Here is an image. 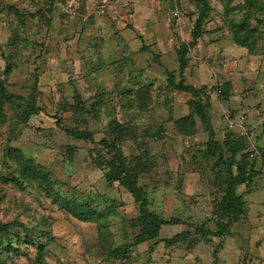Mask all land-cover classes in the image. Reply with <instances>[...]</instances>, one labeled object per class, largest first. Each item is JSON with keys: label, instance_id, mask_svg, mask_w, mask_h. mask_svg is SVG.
Masks as SVG:
<instances>
[{"label": "rangeland", "instance_id": "rangeland-1", "mask_svg": "<svg viewBox=\"0 0 264 264\" xmlns=\"http://www.w3.org/2000/svg\"><path fill=\"white\" fill-rule=\"evenodd\" d=\"M205 1L0 0V263L264 264V0Z\"/></svg>", "mask_w": 264, "mask_h": 264}, {"label": "trees", "instance_id": "trees-1", "mask_svg": "<svg viewBox=\"0 0 264 264\" xmlns=\"http://www.w3.org/2000/svg\"><path fill=\"white\" fill-rule=\"evenodd\" d=\"M198 1H200V3H201V10H200V15H199L198 19L196 20L195 24H196V27L198 29L196 32L200 33L201 20L204 17H206V15H207V4H206L205 0H198ZM186 51H187V49L185 47H183L179 53V56H178L179 57L178 60L180 62V69H181L180 72L184 69V65H185L184 60H185ZM168 82H169L170 86H173L179 90H187L188 89L187 86L184 84L183 80H180V82L178 84H175L173 72H168ZM8 98H9L8 95L5 93V90L0 83V106L3 105L4 102L6 100H8ZM260 152H261L262 156L264 157V150L260 148ZM252 153H254V154H252L253 156L257 154V152H252ZM122 172L123 171L121 169L117 171V173H119V176L117 178H111L108 174H106L108 182L111 183L113 181L120 180V182L123 185V188H127V192L133 196L135 202L140 201V196H139L136 188L134 186H132L131 183L126 182L127 176H125L123 178L121 177ZM226 199H227L226 202L235 201V198H234V195H233V192L231 189L228 191V195H227ZM140 214H141L140 217L137 219L138 223L140 224V228L146 227V230L143 229L142 234H144V235L147 234V232H148L147 229L152 230L151 234H149V238H155L158 228L160 226L168 223L165 220L159 219L155 215L147 212L144 204H142V210H141ZM0 264H4V263H2V261H1Z\"/></svg>", "mask_w": 264, "mask_h": 264}, {"label": "crops", "instance_id": "crops-1", "mask_svg": "<svg viewBox=\"0 0 264 264\" xmlns=\"http://www.w3.org/2000/svg\"><path fill=\"white\" fill-rule=\"evenodd\" d=\"M261 103L263 104L262 101H261ZM261 146L264 147V141H263V145H262V141H261L260 147ZM249 230L252 233L251 240H252V243L254 244L252 246L254 247V246L261 245V251L264 254V225H261V226H258V227L251 226ZM225 247H226L227 250H229V245L225 246ZM228 259H231V258H228Z\"/></svg>", "mask_w": 264, "mask_h": 264}, {"label": "built area", "instance_id": "built-area-1", "mask_svg": "<svg viewBox=\"0 0 264 264\" xmlns=\"http://www.w3.org/2000/svg\"><path fill=\"white\" fill-rule=\"evenodd\" d=\"M252 156V155H251Z\"/></svg>", "mask_w": 264, "mask_h": 264}]
</instances>
